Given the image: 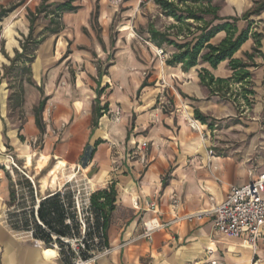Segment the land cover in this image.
<instances>
[{
	"label": "crops",
	"instance_id": "crops-1",
	"mask_svg": "<svg viewBox=\"0 0 264 264\" xmlns=\"http://www.w3.org/2000/svg\"><path fill=\"white\" fill-rule=\"evenodd\" d=\"M218 1L223 3L220 17L241 18L256 2L264 0ZM62 21L63 31L53 34L56 36L53 38L56 41L53 57L33 65L36 86L32 87L31 97L27 101V119L23 129L13 126L6 117L7 96L5 91H0V264H64L58 249H46L30 235L12 229V184L16 185L18 191L16 178L22 176L17 172L12 175L6 169V156L11 153L24 154L18 158L23 160V168L28 172L26 179L35 185L39 204L67 190L64 182H61L66 178L63 173L71 172L73 167L72 178L75 177V171L79 170L94 193L115 187L117 200L106 233L108 248L90 264H207L212 261L223 264H264V227L256 245L252 247L245 244L244 238L217 232L210 218L196 216L221 204L232 186L247 185L252 175L263 174L264 168H252L247 158L239 154H209L206 148L203 150L197 134L175 113L165 115L160 111L156 114L157 121L138 114V109H134L132 104V96L134 92L141 96L150 85L146 81L141 85L138 83V64H133L131 55L127 60L117 54L107 74L99 73L97 82L98 87L103 84L105 88L112 86L110 89L114 93L111 97L115 98V102L107 101L110 109L120 97V120L111 121L101 112L94 115L89 106L75 101L77 96H88L83 78L75 77V89L71 88L70 80L65 78L67 86L61 85L63 81L60 83V66L77 55L69 46L67 35L72 28H83L85 14H81V11L67 13ZM251 21L250 34L263 36L260 53L253 58L255 67L250 69L251 81L262 85L264 35L258 30L257 23L264 22V13L251 18ZM246 26V22L239 23L241 29ZM225 36L224 32L218 34L212 44H219ZM254 46L251 37L234 58L246 61L245 54H252ZM103 55H107L104 49ZM45 66L50 69L43 74ZM128 66L130 71L126 68ZM210 71L215 78L226 79L232 75L229 61ZM133 79L135 88L131 83L127 89L126 84ZM113 83L120 88H114ZM144 83L148 86L142 89ZM96 92L98 89L95 96ZM203 93L199 75L191 82L184 83L180 90L182 97L197 101ZM44 100L41 131L36 124L34 110ZM130 116L137 119L130 122ZM64 127L66 129L61 139V134H51ZM38 137L44 139L45 148L41 153L28 155V147L24 144ZM143 144L147 145L146 148ZM54 148L56 152L53 155L50 150ZM65 152L68 155L64 156ZM59 162H66V166L56 170ZM54 170L57 182L52 185L51 172ZM45 180L48 181L46 187ZM150 204L155 205L156 211L149 209ZM153 221L160 228L148 238L146 227H152Z\"/></svg>",
	"mask_w": 264,
	"mask_h": 264
},
{
	"label": "rangeland",
	"instance_id": "rangeland-1",
	"mask_svg": "<svg viewBox=\"0 0 264 264\" xmlns=\"http://www.w3.org/2000/svg\"><path fill=\"white\" fill-rule=\"evenodd\" d=\"M45 1V6L49 7L38 17L33 38L28 40L31 26L30 16L36 14ZM61 1L64 3L68 0ZM61 1L0 0V12H7V16L0 23V91H5L7 96L8 113L6 117L18 129H23L26 125L27 101L31 97L32 87L36 86L33 65L53 57L56 42L53 38L56 36L50 30L56 27H59L60 31L64 29L62 18L69 12L61 11L53 14L58 5L62 3ZM222 4V1L213 0L214 6L221 7ZM74 5L80 8L76 13L81 11V14H85V23L82 29L72 28L67 35L69 46L77 54L73 58L78 61L72 58L60 66L62 70L60 83L63 81L61 85L67 86L64 82L65 78L67 81L70 80L71 88L75 89V77L83 78L88 96H77L75 101L89 106L94 115L101 112L111 121L118 122L121 117L120 97H118V103L110 109L107 101L115 102V98L111 97L114 93L110 89L112 86L105 88L103 84L98 87L97 82L99 73L107 74L110 63L117 54L127 60L131 55L133 64L136 62L138 64V83L141 85L146 81L150 85L141 96H137L136 92L132 96V104L134 109H138V114L157 121L156 114L160 111H163L165 115L175 113L176 117L181 116L186 121L187 127L197 134L202 142L203 150L206 148L209 154H225L226 152L239 154L247 158L246 161L252 168H264V82L262 85H257L251 81L248 88L254 93L249 97V102L240 96V85H232V92L227 100L212 96L204 86H202L204 93L199 101L184 98L180 95L182 85L194 80L205 65L200 64L191 72L184 73L179 67L171 68L165 64L169 56L168 52L160 54L161 49L148 41L147 29L148 25L153 22L158 29L163 30L173 21L164 17L161 9L152 0H76ZM257 25L258 30L264 35V22L257 23ZM24 45L28 49L27 55L13 63L17 53L23 52ZM103 49L107 54L105 57ZM30 59L33 62H30ZM126 68L130 71V66ZM49 69L50 67L45 66L43 74ZM131 83L135 88L136 84L133 79L126 84L127 89ZM113 87L118 88L119 86L113 83ZM196 109L208 117L209 123L213 124L212 129L195 118ZM220 112L222 116L228 115V117H221ZM215 117L220 119H215ZM136 119L130 116V122ZM92 127H94L93 123ZM65 129L66 127L62 130H55L51 134H61V139ZM24 145L28 147V155L41 153L45 148L42 137ZM55 152L56 148L50 150L53 155ZM9 155L14 158L20 169L14 170L12 175L17 172L22 176L21 178L26 179L22 172L25 174L28 172L23 168V160L18 158L24 154L11 153ZM63 155L66 156L68 153L65 152ZM29 159L32 160V157ZM75 172V177H70L72 179L69 178L68 173L70 172L63 173L66 178L61 182H64L65 188L70 192L87 190L94 193L82 173L79 170ZM21 178H16L19 190H21L11 209V214L12 216L22 215L29 219L31 199L26 194L27 188L23 185L24 179L21 180ZM54 182H57L56 172L53 174L52 184ZM15 221L16 219L12 222ZM25 234L29 235V233ZM69 248L79 253L81 247L79 243H76L70 245ZM51 250L56 251L57 249Z\"/></svg>",
	"mask_w": 264,
	"mask_h": 264
},
{
	"label": "trees",
	"instance_id": "trees-1",
	"mask_svg": "<svg viewBox=\"0 0 264 264\" xmlns=\"http://www.w3.org/2000/svg\"><path fill=\"white\" fill-rule=\"evenodd\" d=\"M76 0H68L58 5L53 12L76 13L80 8L75 6ZM161 9L162 15L172 19L173 23L163 30L158 29L152 22L148 25V41L154 44L163 53L168 52L169 56L165 64L171 68L181 67L187 73L197 67L200 63L205 68L199 74L201 85L206 87L212 96L228 99L232 92V85H240V96L247 102L253 91L248 88L251 84L252 73L250 69L255 67L253 58L260 53L262 35L258 33L250 34L253 22L251 18L258 17L264 13V1L256 2L252 9L247 11L241 18H222L219 16L220 7L213 5V0H154ZM46 1L41 5L36 14L30 16V31L28 40H32L35 31V22L41 13L49 6H45ZM7 16L6 11L0 12V23ZM246 22V28H239V23ZM52 34L59 33V27L50 30ZM226 34L225 38L217 45L212 44V40L220 33ZM252 37L254 48L252 54H245L246 61L234 56L240 51L242 46ZM29 43V42H28ZM38 42H36L37 44ZM28 49L23 46V52L17 53L13 63L27 55ZM229 61V68L232 75L229 78H215L210 69L216 70L222 63ZM30 62H33L30 59ZM210 68V69H209ZM144 83L142 89L147 87ZM45 107V100L35 108L36 124L43 131L41 113ZM195 118L203 125L209 123L208 117L199 110H195ZM24 179V178H23ZM28 196L31 199L30 218L26 219L22 215L10 217L12 229L25 233H31L32 239L39 241L46 249H58L64 264H76L78 252L72 251L70 244L64 243L62 239H75L80 236L81 224L73 207L74 194L68 190L57 193L39 204L37 212L34 211L36 200L34 197V187L28 179H24ZM19 191V190H18ZM16 185L12 184L11 198L12 204L16 202L19 195ZM117 192L114 186L95 192L91 197L92 211L96 217L94 229L87 231V239L92 240L94 236H100L102 240L98 243L86 244L87 250L80 253V259L88 261L94 255L103 252L108 248L107 229L109 227L111 213L115 209ZM71 224H67V220ZM41 224H40V223ZM87 242V241H86ZM90 252L92 254H90Z\"/></svg>",
	"mask_w": 264,
	"mask_h": 264
},
{
	"label": "built area",
	"instance_id": "built-area-1",
	"mask_svg": "<svg viewBox=\"0 0 264 264\" xmlns=\"http://www.w3.org/2000/svg\"><path fill=\"white\" fill-rule=\"evenodd\" d=\"M160 54H164L162 50H160ZM146 146V144H143L144 148H146ZM7 162L8 166H6V169L11 173H13L14 170H20L12 156H7ZM22 173L26 176L24 172ZM32 185L34 187V197L36 200V205L34 206L36 213L39 208V201L37 200L33 182ZM72 193L74 196L71 211L75 212L77 215V219L81 224V233L78 238L62 240L64 243L70 245L79 243L81 248L78 253L79 258L76 264L91 263L95 261L100 253L94 255L92 257L93 259L91 258L88 261L80 259V253L87 250L86 244H98L103 236L101 233L99 237L96 235L92 240L88 241L87 239V231L89 229H94L96 220L91 206V197L93 193L87 190H77L72 191ZM149 209L156 211L154 204H150ZM196 216L198 218H210L217 232L234 238H244L245 244L254 247L260 235V231L264 227V173L252 175L251 181L245 186H232L225 201L210 210L199 212ZM66 223L71 224V221L68 219ZM151 224L153 225L152 227H146V235L148 238H151V234L154 230L160 228V225L156 221H153ZM29 235L32 237L31 233H29ZM106 251L107 249L103 252ZM207 264L223 263L212 261Z\"/></svg>",
	"mask_w": 264,
	"mask_h": 264
},
{
	"label": "bare ground",
	"instance_id": "bare-ground-1",
	"mask_svg": "<svg viewBox=\"0 0 264 264\" xmlns=\"http://www.w3.org/2000/svg\"><path fill=\"white\" fill-rule=\"evenodd\" d=\"M198 141V140H197ZM196 148V147H195ZM66 163V162H65ZM64 162H59L58 163V165H57V167L55 168L56 170H58V169H60V168H63V167H65L66 166V164H65ZM55 173V170L54 171H52L51 172V174L53 175ZM73 173H74V171H73V169L71 168V172H70V174H69V177H72L73 176ZM91 182V181H90ZM48 185V181L47 180H45L44 181V187H46ZM52 185H55V182L52 184ZM52 188V187H51ZM46 189V188H45ZM84 264H90V263H84Z\"/></svg>",
	"mask_w": 264,
	"mask_h": 264
}]
</instances>
